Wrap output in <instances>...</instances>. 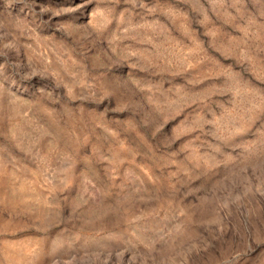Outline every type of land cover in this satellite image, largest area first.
Masks as SVG:
<instances>
[{
    "label": "rangeland",
    "instance_id": "1",
    "mask_svg": "<svg viewBox=\"0 0 264 264\" xmlns=\"http://www.w3.org/2000/svg\"><path fill=\"white\" fill-rule=\"evenodd\" d=\"M0 264H264V0H0Z\"/></svg>",
    "mask_w": 264,
    "mask_h": 264
}]
</instances>
